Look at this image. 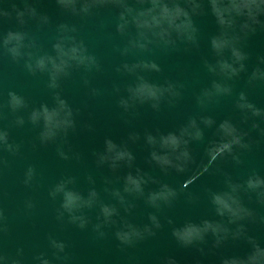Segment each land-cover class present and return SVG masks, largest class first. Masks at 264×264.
<instances>
[{"label":"water","instance_id":"obj_1","mask_svg":"<svg viewBox=\"0 0 264 264\" xmlns=\"http://www.w3.org/2000/svg\"><path fill=\"white\" fill-rule=\"evenodd\" d=\"M84 2L90 5L87 14H73L57 0H0V39L8 32L24 33V43L33 46L22 51L32 53L34 59L54 57L53 45L61 37H72L95 61L89 67L73 64L52 89L47 72L29 73L24 66L27 57L14 61L0 47V132L7 133L6 144H0V264H41L42 260L48 264H167L169 260L174 264H222L227 258H245L255 246L264 248V196L258 195L264 189L253 191L245 186L250 176L264 179V78H253L254 72L264 73V14L244 32L239 29L244 18H237L235 46L246 58L243 70L225 79L209 73L205 66L219 59L210 45L220 27L209 0H174L189 11L194 43L183 39L168 46L153 42L144 49L130 43L138 37L127 14L128 25L123 32L117 31L124 11L120 3L78 0L77 10ZM123 4L134 12L149 6L140 0H123ZM193 4L199 5L195 11ZM223 58L231 63V52L225 50ZM141 63H154L159 71L125 70V65ZM138 76L156 86L172 85L176 94L166 95L156 109L151 102L131 103L125 109L120 101L128 99V89L138 83ZM214 80L230 92L205 99L202 93L211 89ZM9 92L22 97L26 107L12 111ZM57 93L72 111L73 126L54 141L41 143L43 122L34 125L28 117L41 105L56 107ZM240 103L252 105L259 115H253L252 109L241 110ZM202 118L213 123L205 126ZM17 119H23V124H17ZM190 119L196 120L202 138L189 139V159L182 162L181 171L175 167L162 170L151 160L153 148L146 143V135L178 134ZM224 121L237 129L246 147L234 145L231 154L211 159L209 150L222 141L218 128ZM106 140L129 151L130 164L121 161L115 169L108 163L99 164ZM137 172L146 181L142 196L124 192L125 176ZM68 180L66 190L84 199L90 191L97 194L91 207L75 213L87 221L83 228L63 212V193L49 195L55 185ZM226 181L240 185L236 195L251 213L238 224H228V217L218 216L211 203L212 193L229 190ZM161 185L176 196L170 204L161 202L158 209L153 208L146 202L148 193L159 191ZM114 192L120 193L123 203ZM102 205L116 208L114 224L103 223ZM149 215L160 223L154 235H145L132 245L119 243L116 231L124 224L143 229L150 225ZM203 220L223 223L230 233L238 225L243 230L218 246L211 233L188 247L173 237L174 228ZM97 224L103 236L95 230ZM52 241L62 243L63 251L54 248Z\"/></svg>","mask_w":264,"mask_h":264},{"label":"clouds","instance_id":"obj_2","mask_svg":"<svg viewBox=\"0 0 264 264\" xmlns=\"http://www.w3.org/2000/svg\"><path fill=\"white\" fill-rule=\"evenodd\" d=\"M78 0H57V3L65 9L70 10L73 14H87L90 5L87 2L81 3L77 10ZM95 2H105V0H95ZM114 3H120L124 11L120 13V20L122 23L117 25V31L123 32L129 21L125 15L131 17V23L137 29V40L132 43V47L144 49L147 44L153 42L162 43L165 46L174 45L176 40L183 39L188 42H195V28L192 25L189 11L185 7H181L179 3L174 0H140V3H147L149 6L141 8L138 11H133L132 8L123 4V0H113ZM212 14L216 18V22L220 27V33L213 36L210 40V45L213 53L219 57L216 63L207 64L206 67L209 73L213 75L222 76L225 79H231L236 76L238 72L242 71L244 65L242 61L246 58L244 54L235 46L238 37L233 33L237 26V18H244V22L239 25L241 32L251 30V25L258 23L257 16L264 14V0H209ZM192 10L195 11L199 5H191ZM34 14V12H33ZM23 13H18L22 16ZM46 22V17L42 18ZM62 31H67L64 25L60 26ZM74 30V29H73ZM175 34V39L173 38ZM26 35L22 32H8L2 39H0V47H2L7 54L14 60L22 57H27L25 61V68L29 73L47 72L49 75V87L55 89L57 87V80L61 75H67L68 69L73 64L89 67L94 65V58L86 55V51L82 45L76 43L72 37H61L57 43L53 45L56 55L37 56L33 59L32 53L22 51L31 44H25ZM65 40L68 45H65ZM225 50L231 52L232 62H228L223 58ZM125 70L134 72L137 68L151 69L159 71L154 63H141L132 65L131 67L125 65ZM259 75L264 78V73H253V78ZM138 83L134 87L128 89V99H122L120 104L127 109L131 103H145L151 102L153 109L158 108L160 101L166 96H172L176 93L172 85L167 87L156 86L147 83L142 77H137ZM230 88L224 84L218 83L215 80L211 84V89H205L202 96L207 99L212 96L228 94ZM8 105L12 111L26 107L22 97L15 93H8ZM56 107L49 109L45 105L40 108L33 109L29 114V121L32 124L43 122V128L40 132L39 138L41 143L54 141L59 133H66L68 129L73 126L72 111L67 106L65 101L55 94ZM199 99V98H198ZM243 101V94L240 96ZM241 110L252 109V105L240 103L237 105ZM253 115H259L257 110L252 109ZM23 119H17V124H23ZM202 123L205 126H210L213 121L209 118H202ZM218 131L222 136V141L214 145L209 154L211 159L227 152L231 154L233 146L246 147L242 143V135L237 129L228 121H224L219 125ZM202 132L197 126L195 119H190L187 125L179 129L178 134L169 132L166 135H159L155 137L151 134L146 135V143L153 148L150 153L151 160L154 161L162 170L169 167H175L177 171L183 168L182 162H187L189 159V152L187 144L189 139L200 140ZM134 139V137H133ZM7 133L0 132V144H6ZM11 147V146H8ZM63 156V153H60ZM133 157L125 148L118 147L111 140L105 141V151L98 156V163H108L113 169L119 166L121 161L130 164ZM174 160L176 163H174ZM28 177H31V169H29ZM71 183V180L63 181L55 185L53 190L49 193L50 196L55 197L57 193H63V202L61 208L63 212L68 213L70 222L77 224L78 227H85L87 221L82 215H76L84 207H91L96 198V192L90 191L88 198H82L78 193L66 190L65 185ZM146 181L142 176H133L131 173L124 178V192L129 194L143 195V187ZM228 191L211 194V203L215 208L218 216L228 217V224H238L239 221L250 216L248 209L244 208L236 195L240 185L232 184L226 181ZM245 186L249 190L264 189V179L259 176H250L245 182ZM121 203L123 197L119 192H114ZM259 196H264V191L258 193ZM176 193L167 185H161L159 191L149 192L147 196V204L153 208H159L160 203L170 204L175 198ZM101 214L103 216V223H115L112 217L117 215L115 207L101 206ZM63 213H61L62 215ZM150 225H145L143 229L137 228L131 224H124L120 230L116 231L115 237L120 244L132 245L136 241L143 239L145 235H154V229L160 227V223L155 215H149ZM101 225H95V230L99 232ZM243 230L241 225L237 226L236 231H229L228 227L223 223L211 222L203 220L199 224L187 222L180 228H174L172 235L175 240L183 247H188L196 243L202 242L204 237L211 233L216 237L215 244L218 246L223 240L228 238H237ZM103 236L102 232H99ZM52 246L58 251H63L64 245L56 241H52ZM41 264H48L47 260H42ZM167 264H174L169 260ZM222 264H264V248L255 246L253 251L243 259L227 258L222 261Z\"/></svg>","mask_w":264,"mask_h":264}]
</instances>
